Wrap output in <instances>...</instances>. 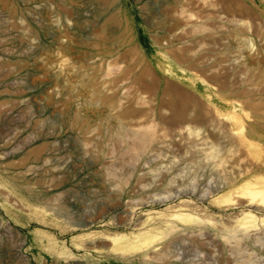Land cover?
<instances>
[{
	"label": "rangeland",
	"instance_id": "1",
	"mask_svg": "<svg viewBox=\"0 0 264 264\" xmlns=\"http://www.w3.org/2000/svg\"><path fill=\"white\" fill-rule=\"evenodd\" d=\"M263 189L264 0H0V264H264Z\"/></svg>",
	"mask_w": 264,
	"mask_h": 264
},
{
	"label": "bare ground",
	"instance_id": "2",
	"mask_svg": "<svg viewBox=\"0 0 264 264\" xmlns=\"http://www.w3.org/2000/svg\"><path fill=\"white\" fill-rule=\"evenodd\" d=\"M95 47V46H94ZM264 190V189H263ZM261 192H262V190H261ZM253 193H254V191H253ZM255 193H257V192H255ZM118 238V237H117ZM117 238H114V239H116L117 240Z\"/></svg>",
	"mask_w": 264,
	"mask_h": 264
}]
</instances>
